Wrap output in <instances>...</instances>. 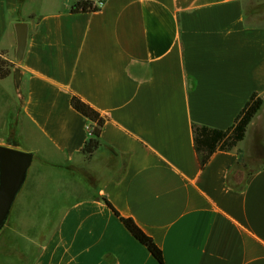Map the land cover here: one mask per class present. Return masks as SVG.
<instances>
[{"label": "crops", "instance_id": "obj_1", "mask_svg": "<svg viewBox=\"0 0 264 264\" xmlns=\"http://www.w3.org/2000/svg\"><path fill=\"white\" fill-rule=\"evenodd\" d=\"M78 1L0 0V51L21 71L0 79V146L33 155L14 203L40 213L3 228L0 264H160L103 197L164 264H264V0ZM75 95L107 118L91 158ZM42 212L59 216L31 235Z\"/></svg>", "mask_w": 264, "mask_h": 264}, {"label": "trees", "instance_id": "obj_2", "mask_svg": "<svg viewBox=\"0 0 264 264\" xmlns=\"http://www.w3.org/2000/svg\"><path fill=\"white\" fill-rule=\"evenodd\" d=\"M98 11L97 9H93L90 5L86 2H78L73 7V12H95ZM15 64L10 62L7 59L6 53L0 51V79H6L7 77L11 76L14 73ZM72 106L83 116H85L91 124L95 125L93 137H91L88 142L86 143L83 153L86 155L87 158H91L93 154L100 148L101 142L100 137L102 130L106 124L107 118L101 115L96 109H94L91 105L83 101L79 96H73L72 98ZM263 105L262 99L255 100L245 111L244 115L240 119L239 123L230 134V136L223 142L220 147L222 151H230L239 145L241 141H243L247 128L250 122L253 120L255 115L261 109ZM239 154V165L244 164V155L242 150H238ZM234 188V187H233ZM243 188L239 187L236 188L241 190ZM109 208L115 213V215L121 220V222L125 225V227L131 232V234L147 249L150 253L157 259L160 264H164V256L162 250L159 246L155 243L152 237L147 235L132 218H127L122 216L113 204L106 198H101Z\"/></svg>", "mask_w": 264, "mask_h": 264}, {"label": "water", "instance_id": "obj_3", "mask_svg": "<svg viewBox=\"0 0 264 264\" xmlns=\"http://www.w3.org/2000/svg\"><path fill=\"white\" fill-rule=\"evenodd\" d=\"M18 37L17 60L23 59L26 46L28 26L25 22L16 24ZM17 86L21 82V71L15 69ZM33 162V155L17 149L0 146V230L6 223L12 206L27 178Z\"/></svg>", "mask_w": 264, "mask_h": 264}, {"label": "rangeland", "instance_id": "obj_4", "mask_svg": "<svg viewBox=\"0 0 264 264\" xmlns=\"http://www.w3.org/2000/svg\"><path fill=\"white\" fill-rule=\"evenodd\" d=\"M260 138H261V135L259 133H254L253 140L248 143V146H249L248 151L251 150V152L253 154L259 153V149H260L259 148ZM260 165H261L260 163H258V164H251V166H249L248 169H247V171L245 172L244 177H245V175H246L247 172H249L251 169H254L256 167H259ZM27 182H29V181H27ZM91 184L93 186H95V182L94 181H91ZM19 206L20 205H19L18 202L14 203V205L12 206V209L10 211L9 217H8L6 223L3 226L4 230H8V231H18L17 228H14V225H11L10 224V222H12V221H27V220H33V218L35 216H37V215L40 214V213L34 214V213H31V212H26V211L24 212L22 210V208L19 207ZM44 212H42V216H45V219H42V223H41V225H40L39 228H36L35 231H31L32 233L30 232L31 235L39 234L40 231L43 230L45 227L48 228L50 221L57 220V218L59 216V214H45ZM3 228L0 230V236H1V232H2Z\"/></svg>", "mask_w": 264, "mask_h": 264}, {"label": "built area", "instance_id": "obj_5", "mask_svg": "<svg viewBox=\"0 0 264 264\" xmlns=\"http://www.w3.org/2000/svg\"><path fill=\"white\" fill-rule=\"evenodd\" d=\"M107 1L108 0H79L78 2H86V3H88L90 5L91 8L100 10L101 8H103L105 6ZM87 129L89 131L90 138L93 137L95 125L90 124L87 127Z\"/></svg>", "mask_w": 264, "mask_h": 264}]
</instances>
